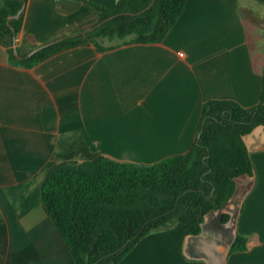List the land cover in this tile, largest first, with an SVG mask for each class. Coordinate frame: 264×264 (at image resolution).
<instances>
[{
	"label": "crops",
	"instance_id": "0c3cea01",
	"mask_svg": "<svg viewBox=\"0 0 264 264\" xmlns=\"http://www.w3.org/2000/svg\"><path fill=\"white\" fill-rule=\"evenodd\" d=\"M90 1L118 2L27 0L18 47L31 51L93 24L100 12ZM263 83L240 0H188L160 42L102 51L86 42L33 67L11 62L0 43V264H74L41 196L53 165L98 155L152 164L187 152L206 100L254 106ZM244 140L255 173L237 177L199 234L183 223L153 231L118 264H264V125ZM238 233L248 248L230 253Z\"/></svg>",
	"mask_w": 264,
	"mask_h": 264
},
{
	"label": "trees",
	"instance_id": "16d2710c",
	"mask_svg": "<svg viewBox=\"0 0 264 264\" xmlns=\"http://www.w3.org/2000/svg\"><path fill=\"white\" fill-rule=\"evenodd\" d=\"M151 1L118 0L114 8L90 1L100 12L99 19L73 32L116 13L138 12ZM187 1L155 0L143 13L119 14L93 30L20 59L14 53V36L22 28L25 10L11 21L12 26L8 18L19 11L24 0H3L0 43L7 47L11 62L33 67L59 50L86 42L101 51L133 42H160L178 21ZM18 48L24 55L29 52ZM258 125H264V83L260 101L254 106L235 99L206 100L199 134L187 152L152 164L98 155L53 165L43 180L41 196L74 264H118L145 235L177 223L184 224L187 234H199L206 215L232 198L237 177L255 173L244 136ZM229 218V213H222L223 222ZM247 248V235L238 233L229 252Z\"/></svg>",
	"mask_w": 264,
	"mask_h": 264
},
{
	"label": "rangeland",
	"instance_id": "374dc122",
	"mask_svg": "<svg viewBox=\"0 0 264 264\" xmlns=\"http://www.w3.org/2000/svg\"><path fill=\"white\" fill-rule=\"evenodd\" d=\"M240 1L249 31L250 45L255 63L264 71V2L261 0ZM86 26L89 25H84L83 27Z\"/></svg>",
	"mask_w": 264,
	"mask_h": 264
},
{
	"label": "water",
	"instance_id": "95a60500",
	"mask_svg": "<svg viewBox=\"0 0 264 264\" xmlns=\"http://www.w3.org/2000/svg\"><path fill=\"white\" fill-rule=\"evenodd\" d=\"M154 1H155V0H152V1L150 2V4H149L147 7L141 9V10L138 11V12L127 11V12L116 13V14L110 15L109 17H107V18H105V19L99 21L97 24L92 25V26H90V27H87V28H85V29H83V30L75 31V32H71V33H67V34L61 35V36H59V37H56V38H54V39H52V40H50V41H48V42H46V43H43V44H41V45H39V46L33 48L31 51H29V52H28L27 54H25V55L22 54V53L19 51V48H18V45H17V34H15V36H14V53H15V55H16L18 58H20V59H22V58H24V57H28V56L34 54L35 52H37L38 50H40V49H42V48H45V47H47V46H50V45H52V44H54V43H57V42H59V41L65 39V38H68V37H71V36H75V35H78V34H84V33L88 32V31H90V30H93L95 27H97V26L103 24V23L106 22L107 20H109V19H111V18H113V17H115V16H117V15H119V14H123V13H128V14H140V13H143L144 11H146L148 8H150V7L153 5ZM26 4H27V0H24V4H23V6L19 9V11H18L17 13H15V14H12V15L9 16V18H8V23H9V25L12 26L11 21H12L13 19H15V18H19V17L21 16V13L25 10ZM126 245H127V243H125V244L123 245V247L126 246ZM123 247H121L119 250H121Z\"/></svg>",
	"mask_w": 264,
	"mask_h": 264
}]
</instances>
